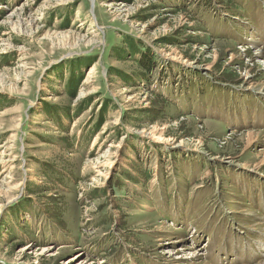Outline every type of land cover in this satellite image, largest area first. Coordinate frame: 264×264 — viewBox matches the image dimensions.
I'll return each instance as SVG.
<instances>
[{"label": "rangeland", "instance_id": "1", "mask_svg": "<svg viewBox=\"0 0 264 264\" xmlns=\"http://www.w3.org/2000/svg\"><path fill=\"white\" fill-rule=\"evenodd\" d=\"M0 6V264L264 260V0Z\"/></svg>", "mask_w": 264, "mask_h": 264}, {"label": "bare ground", "instance_id": "2", "mask_svg": "<svg viewBox=\"0 0 264 264\" xmlns=\"http://www.w3.org/2000/svg\"><path fill=\"white\" fill-rule=\"evenodd\" d=\"M93 4L95 1H92ZM114 3V2H113ZM125 5V4H124ZM124 5H121L120 7L124 6ZM111 6V5H110ZM113 6V5H112ZM126 6V5H125ZM4 6H0V8H3ZM120 9V8H119ZM115 10V9H114ZM120 11V10H119ZM249 40H254V37H250ZM260 55H264V53H261ZM93 69L94 68H91V70H89L88 72V76L85 80V84L88 83L89 79H91L92 77V72H93ZM88 85H86L87 87ZM252 88V87H251ZM90 92H86V91H81L78 95L79 98H82L84 96H86L87 94H90ZM119 122V118L118 120L116 121V123ZM151 136L152 135H155V132H152L150 134ZM249 135V139L252 138L255 136V131H250L248 133ZM153 137V136H152ZM159 139H161L159 137ZM253 145V142L250 144V146ZM264 163V153H263V157L261 158L260 162L258 165H261ZM101 165V164H100ZM102 169V168H101ZM258 170V169H257ZM98 175V174H97ZM252 187V186H251ZM250 190V189H249ZM184 233V232H183ZM262 233V232H261ZM178 237H173L174 241L172 242H164V250H168L169 253H174L176 256L173 257V260L169 262V264H205V263H198L196 261H199V259L201 258H204L205 259V253L202 252L200 253V251L196 250V248L194 246L189 245L188 243H186L187 239L184 240V238H180V239H177ZM160 240H165L163 238H161ZM257 241L259 243H262L264 244V241L260 240V239H257ZM172 243H176V244H172ZM33 247V246H32ZM32 247H28V249L32 248ZM206 247V246H204ZM203 247V248H204ZM55 247H46L45 251L47 252H52L54 250ZM50 254V253H49ZM52 254V253H51ZM181 254H187V256H184V255H181ZM83 254L81 253H78L77 255H75L73 259L69 260L68 261V264H71L73 261H75L77 258L81 257ZM184 259H187V260H184ZM189 259V260H188ZM223 263V262H222ZM260 264H264V260L260 261Z\"/></svg>", "mask_w": 264, "mask_h": 264}]
</instances>
